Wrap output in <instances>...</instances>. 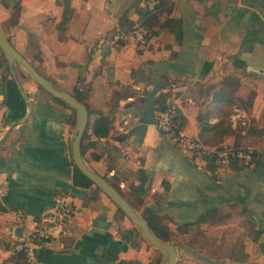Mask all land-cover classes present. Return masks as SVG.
I'll list each match as a JSON object with an SVG mask.
<instances>
[{
    "label": "crops",
    "instance_id": "crops-1",
    "mask_svg": "<svg viewBox=\"0 0 264 264\" xmlns=\"http://www.w3.org/2000/svg\"><path fill=\"white\" fill-rule=\"evenodd\" d=\"M157 2L141 14L143 0H71L62 31L55 0H0V28L54 86L85 93L84 163L168 234L173 264L264 262V0ZM137 19L151 32L144 50L115 35ZM13 67L27 101L0 48V264H13L15 212L31 221L60 191L73 217L38 243L35 264H161L163 251L72 164L74 108ZM158 100L175 102L186 136L251 147L258 161L221 168L180 147L154 123ZM97 112L109 121L96 132ZM220 120L205 131L215 143L203 141L201 122Z\"/></svg>",
    "mask_w": 264,
    "mask_h": 264
},
{
    "label": "built area",
    "instance_id": "built-area-1",
    "mask_svg": "<svg viewBox=\"0 0 264 264\" xmlns=\"http://www.w3.org/2000/svg\"><path fill=\"white\" fill-rule=\"evenodd\" d=\"M157 0H143L147 8L154 7ZM115 35L119 38L130 36L132 43L139 50L147 48L150 32L143 24L141 19L135 20L126 31L116 29ZM175 102L164 109L155 111L154 123L163 133L167 134L180 147L197 153H213L216 156L217 165L226 168L234 160L243 164H250L252 158V148L238 146L232 143H222L219 146H209L198 138H191L182 133L181 130L175 131L171 124V116ZM239 114L233 113L230 116L232 124L236 123ZM74 204L71 197L65 191H60L55 198L52 208L31 221H27L22 212H15L16 225L21 227L19 237L16 235L14 249L22 250L24 254V264H35L36 248L40 241L49 237L53 229L62 230L63 226L73 217Z\"/></svg>",
    "mask_w": 264,
    "mask_h": 264
},
{
    "label": "water",
    "instance_id": "water-1",
    "mask_svg": "<svg viewBox=\"0 0 264 264\" xmlns=\"http://www.w3.org/2000/svg\"><path fill=\"white\" fill-rule=\"evenodd\" d=\"M0 48L4 54L5 59L8 62L10 74L12 75V78L18 90L26 101L27 96L23 91L14 71V62L19 63L25 69V71L28 72L30 76L47 92H49L53 96L62 98L74 108L76 112V121L74 132L72 135L71 150L73 161L77 166L78 170L87 178H89L92 182L96 183L124 211V213L132 220V222L141 229L144 237L147 239L148 242L163 251L164 259L161 264H173L176 257L174 245L170 242L159 239L150 230L145 219L138 213H136V211L129 204L126 198L106 178L96 173L95 171L89 169L84 163L80 150V141L86 126L88 116V111L85 104L79 101L71 92L54 86L48 78L38 72L34 65L11 44V42L8 40L1 28ZM13 126L14 123L8 128L7 132L1 140L5 139L7 133Z\"/></svg>",
    "mask_w": 264,
    "mask_h": 264
},
{
    "label": "trees",
    "instance_id": "trees-1",
    "mask_svg": "<svg viewBox=\"0 0 264 264\" xmlns=\"http://www.w3.org/2000/svg\"><path fill=\"white\" fill-rule=\"evenodd\" d=\"M55 2L57 4H60L62 6V13H61V19L59 20V22L56 24V27L59 29V30H66V27H67V24H68V21L70 20V18L72 17L73 15V12H74V8L71 4V0H55ZM157 1L154 5L153 8L149 9L147 8V6H145L144 4H142V8H143V11L140 10V12H142L141 14L143 13H147L151 10H153L155 8V6L157 5ZM143 22V21H142ZM143 24L145 25V23L143 22ZM145 27H147L145 25ZM149 30V29H148ZM150 32V30H149ZM150 35H151V32H150ZM8 70V69H7ZM9 72V71H8ZM38 89L39 91H41L44 95H46L48 98L54 100V101H57V102H60V103H63V104H66L68 106H70L65 100H63L62 98H59V97H56V96H53L51 95L49 92H47L40 84H38ZM73 95L81 102H83V99H84V95L85 93H83L82 91H80L77 87H74V93ZM21 96V95H20ZM84 103V102H83ZM171 102H168V103H162L160 100H158V105L156 106V110H160V109H164L166 106L170 105ZM72 107V106H71ZM73 108V107H72ZM98 113V116L94 119V122H93V129L94 131L97 132V129H96V126L97 124H104L105 126L107 125L109 119L106 115L102 114L101 112H97ZM204 115V114H203ZM202 115V116H203ZM207 115H205V117H207ZM202 118V117H201ZM200 118V119H201ZM185 123V117L184 115L182 114V112L176 108V105L174 106L173 108V112H172V116H171V124L174 128L175 131H179L182 129L183 125ZM222 120H220L219 122H216V123H213V124H210L208 122H201V125H200V131H199V134H200V138L203 140V141H210L211 143H215L212 139H210L209 137L206 136L205 134V131L208 130V129H211V128H222ZM224 131H227V128L224 129ZM219 146V145H217ZM216 146V147H217ZM211 158L216 160V156L215 154L211 153L210 154ZM259 159V156H258V153L255 151V150H252V158L250 160V163H253V162H257ZM237 160H234L232 161L231 163L233 162H236ZM230 163V164H231ZM72 164L74 165V167L78 170L77 166L75 165L74 161H72ZM240 164H242L243 166H245L242 162H240ZM86 179L90 180L89 178H87L85 175H83ZM91 181V180H90ZM119 208V207H118ZM121 210V208H119ZM123 212V210H121ZM38 217V216H36ZM35 217V218H36ZM144 219L146 220L147 222V218L144 217ZM148 224V227L150 228V230L152 229L151 226L149 225V223L147 222ZM137 227V226H136ZM153 233L160 239H163V240H166L167 239V236L168 234L165 233V234H162V233H157L155 231H153ZM20 234H16L17 237H19ZM14 248V247H13ZM24 254H23V251L22 250H17V249H14L13 250V254L11 256V260L13 262V264H24ZM249 264H264V262H250Z\"/></svg>",
    "mask_w": 264,
    "mask_h": 264
}]
</instances>
